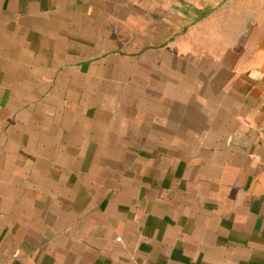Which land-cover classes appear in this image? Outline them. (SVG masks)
<instances>
[{"label": "crops", "instance_id": "0c3cea01", "mask_svg": "<svg viewBox=\"0 0 264 264\" xmlns=\"http://www.w3.org/2000/svg\"><path fill=\"white\" fill-rule=\"evenodd\" d=\"M174 2L0 0V264H264V72H176Z\"/></svg>", "mask_w": 264, "mask_h": 264}, {"label": "rangeland", "instance_id": "374dc122", "mask_svg": "<svg viewBox=\"0 0 264 264\" xmlns=\"http://www.w3.org/2000/svg\"><path fill=\"white\" fill-rule=\"evenodd\" d=\"M169 13L176 72L185 68L192 77L213 76L222 68L264 72V0H176Z\"/></svg>", "mask_w": 264, "mask_h": 264}]
</instances>
